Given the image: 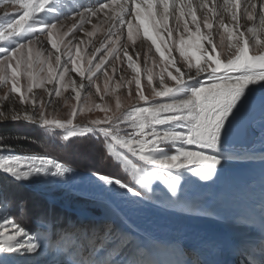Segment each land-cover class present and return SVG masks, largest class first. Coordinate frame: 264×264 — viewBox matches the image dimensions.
Segmentation results:
<instances>
[{"label": "rangeland", "instance_id": "rangeland-1", "mask_svg": "<svg viewBox=\"0 0 264 264\" xmlns=\"http://www.w3.org/2000/svg\"><path fill=\"white\" fill-rule=\"evenodd\" d=\"M256 1L255 4V0H166L168 12L165 14L161 0H135V3L142 4L141 14L148 26L149 34L157 37V43L164 52V57H161L160 52L156 51V46L144 35L140 21L134 16L130 17L133 20L131 38L128 37L126 26L123 30L113 26L103 14L100 18H92L90 23L85 24L83 30L75 32V36L70 34L74 31L72 24L75 13L71 11L73 7H78L80 4L93 7L98 6L99 3H106L111 6L106 12L115 17L121 14L122 9L126 14L130 0H52V4L45 11L37 14V21L47 23L59 19L63 27L58 28L53 36L57 41L58 50L51 47L46 33L38 31L40 24L37 23L33 27L37 29L35 35L39 39H32L30 45L32 67H28L29 45L27 44L23 50L24 59L20 61L19 66L17 67L13 62L20 93L12 91V69L5 70L0 66V75L6 77V80H0V113L7 117V119L0 118V141L5 137L4 128L37 124L25 119L13 121L11 119L13 114H19L21 117L28 114L38 119L42 111L45 119L60 121L72 119L74 125L82 126L93 120L103 121L106 116H119L125 113L137 102L136 72L129 65L138 66L141 90L146 96L151 97V88L160 87L161 70L167 68L174 75L175 67H179L182 72L186 70L187 61L179 53L181 39L186 41L185 48L189 56H191L190 43L196 39V36L210 39L212 45L208 44L207 39L201 41L203 45L201 51L207 49L212 52V46L215 45L212 55H219L225 62L229 56L234 55L238 47L243 46L245 41L248 43L250 55L264 52V22L261 19L264 0ZM252 4L256 5L255 9L251 8ZM179 10L184 13L183 16L180 13V18ZM80 11L83 9L81 8ZM193 12L196 15L195 22L192 20ZM249 12L253 13L251 20L248 19ZM19 14L22 12L17 7L16 0H0V31L18 19ZM233 14L236 15V20H233ZM205 20L212 25L211 28L206 26ZM186 23L187 30L184 28ZM197 26L200 29L199 33ZM110 29L111 36L108 35ZM86 32H93V35L89 38L85 35ZM241 33H243L242 38ZM257 40L261 43L257 44ZM13 43L12 38H9L0 41V47H7ZM109 46L113 49L115 59L113 55L104 51ZM77 47L80 52L78 63L85 73L83 77L73 69L72 60L76 58ZM56 55L61 57L59 65L55 61ZM102 56L105 64L102 65V70H96L94 64L99 63ZM90 60L93 61L92 72L88 71ZM171 60H175V66L169 63ZM201 63L203 64V59ZM49 64L53 69L51 83H49ZM192 64L194 68V57ZM29 72L32 73L31 77L28 75ZM149 72L153 76L151 85L148 83ZM164 75L165 83L171 86L173 81L168 77L167 71ZM187 83L189 87L195 85V81ZM29 86L32 88L31 92L28 91ZM249 87L252 92H259L262 91L261 87L264 88V83ZM57 90L59 95L56 94ZM77 92L79 99L76 97ZM21 94L24 95L26 102H21L19 99ZM183 94L182 90L179 95ZM153 98L163 103L170 102L167 97ZM118 102L121 105L120 109L116 108ZM73 109H76L75 116L72 115ZM105 109L108 111H104ZM117 124L121 138H131L128 134L137 131L127 116ZM37 125L58 132L64 142L75 138L69 137L65 141L64 136L67 133L63 129L42 123ZM262 126V137L252 150L237 151L221 146V151L226 152L230 158L221 161V165L217 166L218 174L209 180H203L193 172L185 173L180 183L179 199H172L165 183V180L171 179L167 172L146 165L139 156L115 142H111L113 150L108 151L120 165L121 174L125 179L120 175L108 176L127 182L130 186L134 185L136 190L142 192L150 189L145 192L143 200L134 201L131 195L119 187H116V190H109V186L101 183L91 184V196H81L73 192L65 193L64 186L49 190L42 180L21 182L30 184L31 181H35L33 189L39 193V198L35 200L36 204L32 202L30 206L18 201V198L10 199V196L4 198L0 203V224L3 223L4 218L14 219L31 235L39 233L45 239L47 247L37 254L8 256V264H74L79 259H107L117 262L148 259L157 261L158 264H169L170 259L174 262L178 259L180 264H205L200 254V248L203 247L201 244L204 242L201 238L204 235L190 234L185 242L177 239L169 245L163 238L165 236H161L162 233L159 235L156 233L158 232L156 227L162 229L158 225L162 220H166L163 223L165 231L173 229L176 232L175 228L179 223L177 219L184 217L187 218L184 220L203 218L231 231L249 230L253 235L247 240L248 242H245L244 253L239 254L232 263L264 264V235H255L259 230L264 231V122ZM166 127L156 126L158 131ZM31 143L34 144V140ZM108 143L106 142L107 149ZM179 146L171 142H162L159 147L172 155ZM2 148L11 149L7 146H2L0 149ZM133 166L141 169L140 174L134 172ZM81 171L96 174L90 170ZM180 171L184 172V169ZM44 199L59 207L63 206L67 210L75 211L78 215L77 220L65 224L57 223L63 220L54 218L51 220L49 212L45 214ZM16 215L19 217L17 218ZM55 215L59 219L62 218L61 212H56ZM176 215L184 217H176ZM22 218L31 220V224L23 225L19 221ZM56 225L60 227L56 228ZM109 225L113 226L114 232L107 233ZM178 229L182 230L181 227ZM116 233L129 236L133 243L128 246L121 245ZM101 244L103 250L97 253L96 249Z\"/></svg>", "mask_w": 264, "mask_h": 264}, {"label": "snow or ice", "instance_id": "snow-or-ice-1", "mask_svg": "<svg viewBox=\"0 0 264 264\" xmlns=\"http://www.w3.org/2000/svg\"><path fill=\"white\" fill-rule=\"evenodd\" d=\"M164 4V13L168 12V4L166 0H161ZM17 7L22 14L13 23H9L3 31H0V41L12 38L14 43L7 47H0V66L6 70L12 69V91L20 93L21 89L17 87L16 68L13 67V62L18 67L20 61L24 59L23 50L26 44L28 67L31 68V43L32 39H39L35 35L37 29L34 24L39 23V32L46 33L53 49H57V41L54 32L63 26L59 19H54L47 23L37 21V14L45 11L52 0H16ZM111 6L106 3H99L98 6L86 7L80 4L78 7H73L71 11L75 13L73 16L74 23L70 34L75 36V32L84 29L85 24L90 23L92 18L103 17L108 19L110 23L123 30L126 26L128 37L132 36L133 20L130 17H135L143 26L144 35L148 37L156 46V51L160 52L161 57H164V52L161 51V46L157 43V37L149 34L148 26L145 23L141 14V5L135 3V0H130V4L126 10L122 9L121 14L112 17L106 12V9ZM239 7V5H237ZM83 11H80V9ZM252 9L256 8L255 4L251 5ZM55 10V9H53ZM184 13L181 11V16ZM128 17V18H126ZM167 16L165 15V20ZM237 17L233 14V20ZM248 19H253V13H248ZM262 22H264V12L261 13ZM193 22L196 21V15L192 14ZM159 23V21H157ZM205 24L208 28L212 25ZM185 30L188 29L187 23L184 25ZM200 29L197 26V33ZM69 35V33H65ZM89 38L93 32H86ZM112 35L111 29L108 33ZM241 38L243 33L240 34ZM31 37V38H30ZM107 38V37H106ZM191 39V38H190ZM206 37L196 36V39L190 43L191 56L185 48L186 41L180 40L179 53L187 61L185 71H181L179 67H175L176 74L167 68L161 70L159 74V89L155 86L151 88L152 96H146L141 90V80L139 68L135 64L129 66L136 72V99L137 102L119 116H106L103 121L93 120L88 124L74 125L72 119L66 121L49 120L44 118V113H39V118L36 119L32 115L25 114L21 117L19 114H13L11 119L17 121L25 119L33 123L43 124L46 126H56L63 129L67 134L64 140L69 137L87 138L90 133L94 134L93 138L100 140L101 138L108 143V150L111 152L112 144L115 142L127 149L146 164L155 166L167 172L170 180H165L172 199H179L180 183L185 173L193 172L203 180H209L214 175L218 174V165H221L222 160L229 159L226 152L221 151L222 136H226L232 129V124L235 122L236 116L239 113L243 102L252 94V89L249 87L254 84L264 83V52L258 55L249 54V46L247 41L243 46L238 47L234 53L227 58L226 62L222 61L219 55H212L215 51V45L212 46V52L203 48L201 43ZM231 39V37H230ZM208 44L212 45V41L207 39ZM257 44L261 41L257 40ZM58 50V49H57ZM107 54L113 55V49L109 46L104 50ZM19 54V58H18ZM125 55H127L125 53ZM192 57L195 58L193 68ZM113 58L116 57L113 55ZM80 59L79 47H77L76 58L72 60L73 69L79 73L81 77L85 75L78 61ZM203 59V64L201 60ZM131 60V57H129ZM56 64L61 61L60 55L55 56ZM175 66V60L169 61ZM105 64V59L102 56L99 63H95L96 70H102V65ZM93 61H89L88 71L92 72ZM167 71L168 77L173 81V84L165 83L164 72ZM52 65H48L49 83L52 80ZM28 75L31 77L32 73ZM0 80H6L4 75H0ZM189 81H195L194 86H188ZM153 76L151 72L148 75V83L151 85ZM131 84V81H129ZM81 87L83 85L81 84ZM183 90L184 94L179 95ZM28 91L32 88L29 86ZM97 91L99 88L97 87ZM59 95V90H57ZM79 99V92L76 94ZM153 97H167L170 102L163 103ZM21 102H26L23 94L20 95ZM142 102V103H141ZM147 105V106H145ZM119 102L116 108L120 109ZM104 111H108L105 109ZM72 115H76V109H73ZM124 116H127L132 126L137 129L135 133L128 134L131 138H121L119 135L120 128L117 124ZM0 118L7 119L3 113H0ZM231 118V119H230ZM157 125L167 126L164 130L158 131ZM162 142H171L173 145L179 144L175 154L169 155L159 146ZM7 155H0V170L9 174L15 181L21 182L27 180L33 175H52L65 176L66 173L72 171L71 168L65 167L63 164L56 162L53 159L41 155H17L11 149H7ZM126 159V158H125ZM188 165L194 167L188 168ZM184 169V172L180 170ZM136 174H140L141 169L133 166ZM100 181L109 186V190L124 189L131 198L135 200H143L144 192L136 190L135 186H130L127 182H122L120 179L111 178L108 175L96 173ZM115 230L113 226H107V233H112ZM106 233V234H107ZM120 243L123 246H128L133 243L132 238L123 234L116 233ZM45 239L38 233L31 235L25 227L21 226L14 219L4 218L0 224V264H8V256L37 254L41 249L46 248ZM103 250L102 244L96 249L99 253ZM142 255V254H141ZM74 264H158L157 261L148 259H129L120 260L119 262L107 259H79Z\"/></svg>", "mask_w": 264, "mask_h": 264}, {"label": "trees", "instance_id": "trees-1", "mask_svg": "<svg viewBox=\"0 0 264 264\" xmlns=\"http://www.w3.org/2000/svg\"><path fill=\"white\" fill-rule=\"evenodd\" d=\"M3 130L5 137L1 138L0 148L7 146L19 152L49 154L80 170H90L106 175H120L124 178L121 174L120 165L116 163L102 138L97 140L93 138L94 135H89L87 138L75 137L68 142H64L60 139L58 132L50 131L37 124H27L18 126V128H4ZM33 140L34 144L31 143ZM34 183L36 182L31 181L30 184L17 182L0 171V203L4 198L10 196V199L18 198V201L25 202L28 206L33 203L36 204L35 200L39 198V193L34 191ZM44 201L46 203V207H44L45 214L48 211L51 220L53 218L63 220L57 222L62 224L77 220L78 215L75 211L54 205L47 199H44ZM56 212L62 213L61 219L55 215ZM16 217L19 216L16 215ZM19 221L23 225L31 224V220L22 218ZM59 227L60 225H56V228Z\"/></svg>", "mask_w": 264, "mask_h": 264}, {"label": "water", "instance_id": "water-1", "mask_svg": "<svg viewBox=\"0 0 264 264\" xmlns=\"http://www.w3.org/2000/svg\"><path fill=\"white\" fill-rule=\"evenodd\" d=\"M263 120H264V94H251L250 96H248L247 100L244 101L242 106L240 107L235 122L232 124V129L230 133L226 136H222L221 138L222 146L237 151H248L254 149L257 146V143L259 142V139L262 137L263 134V126L261 123ZM11 150L14 152V154L22 155V156L24 155L46 156L47 158L53 159L56 162L63 164L65 167H69L72 169L71 172L66 173L65 176L62 177L52 176V175H48V176L33 175L32 177H29L27 180L21 182H26L30 180H42L44 182V185L49 187V190H53L55 188H58L59 186H64L66 188L65 193L73 192L81 196H87V195L91 196L90 187L93 182L104 184L103 181H100L98 179L97 175L73 168L53 156L44 155V154H35V153H24L14 149ZM7 154L8 153L6 148L0 149V155H7ZM0 171L4 173L2 170ZM4 174L10 176L7 173ZM176 217H184V216L176 215Z\"/></svg>", "mask_w": 264, "mask_h": 264}, {"label": "bare ground", "instance_id": "bare-ground-1", "mask_svg": "<svg viewBox=\"0 0 264 264\" xmlns=\"http://www.w3.org/2000/svg\"><path fill=\"white\" fill-rule=\"evenodd\" d=\"M256 3L257 1L255 0V4ZM180 13L181 11L178 13L179 18H180ZM148 18L150 19V16H148ZM261 90L262 91L259 92L253 91L252 94H264L263 87H261ZM263 122L264 120L261 122L262 125ZM184 218L187 219L186 217ZM184 218L177 219L179 220V223L177 224V228H175L176 232H174L173 229L172 231H165L163 223L166 222V220H162V222L158 224L162 229L156 227L155 229L158 230V232L156 233H158V235L162 233L161 236H165L163 238L167 240L169 245L174 243L177 239L179 240L181 239L185 242L186 238L190 237V234L204 235V237L201 238V240L203 239L202 241L204 242L201 244L203 247L200 248V254L202 256V259L205 261V264H233L232 262L237 258V256L239 254L242 255L244 253L243 249L245 246V242H248L247 240H249L250 236L253 235V233L250 232L249 230L239 229L240 230L239 231L235 229L234 231H231L229 228L220 226L219 224L216 223L214 225L212 222L208 220H203V218L202 219L192 218L189 220H184ZM179 227H181L182 230L178 229ZM240 234H242L243 236H241ZM255 235L257 236L264 235V231L259 230V232L255 233ZM169 264H180V263L178 259H176L175 262L172 259H170Z\"/></svg>", "mask_w": 264, "mask_h": 264}]
</instances>
